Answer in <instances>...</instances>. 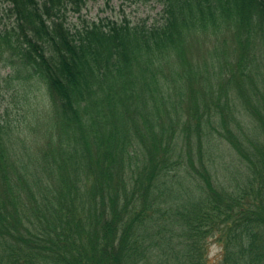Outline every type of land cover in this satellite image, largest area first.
<instances>
[{"label": "trees", "instance_id": "trees-1", "mask_svg": "<svg viewBox=\"0 0 264 264\" xmlns=\"http://www.w3.org/2000/svg\"><path fill=\"white\" fill-rule=\"evenodd\" d=\"M87 1L0 0V264H264V0Z\"/></svg>", "mask_w": 264, "mask_h": 264}, {"label": "rangeland", "instance_id": "rangeland-1", "mask_svg": "<svg viewBox=\"0 0 264 264\" xmlns=\"http://www.w3.org/2000/svg\"><path fill=\"white\" fill-rule=\"evenodd\" d=\"M5 7V6H4ZM163 8L162 0H88L84 5L83 9L80 12H74L72 10L67 11L68 20L72 22H81L82 20L92 21L99 20L101 18H110V19H121L128 18L133 21L146 20L148 23L158 20L161 15V11ZM8 21L6 20L3 13V4L0 3V28L3 27L4 23ZM5 57V56H4ZM1 67L0 72L1 76H8L11 72L15 74V71L11 69V67L5 66V62L2 63L0 61ZM12 70V71H11ZM25 75L20 74L19 78H23ZM31 88L29 89L28 96L23 94V91L18 92L15 96L11 94L12 89L6 90L4 97L2 98L0 108L1 113L5 114V117L9 118L12 122H17L18 120H23V116L32 117L26 111V107H24L27 101H32L39 99L40 105L44 106L48 101V97L45 95L43 89L39 91V87L41 83L36 80V78L30 81ZM7 91V92H6ZM14 91V90H13ZM38 93V94H37ZM38 96V97H37ZM29 98V100L27 99ZM42 111L46 108L40 107ZM45 113V112H43ZM31 119V118H29ZM25 132L28 133L31 138L35 137V130L33 128H29L24 126ZM228 168L232 169L233 165L229 166V164L225 163L222 166V170L220 169L219 175L222 180H227V178H223L222 175L225 170ZM225 177V176H224ZM172 253V251H170ZM169 253V252H168ZM223 253L222 243L213 237L209 239V247H208V258L210 261L219 262ZM170 255V256H169ZM166 256H169L168 259L164 258L163 261L167 259L164 264L168 262H176L178 258L172 253ZM165 256V257H166Z\"/></svg>", "mask_w": 264, "mask_h": 264}]
</instances>
